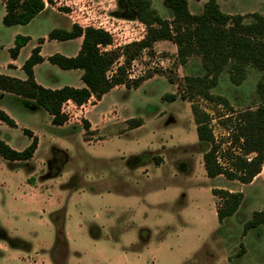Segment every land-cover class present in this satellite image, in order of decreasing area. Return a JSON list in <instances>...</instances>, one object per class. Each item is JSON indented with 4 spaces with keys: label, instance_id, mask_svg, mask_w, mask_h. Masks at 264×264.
Instances as JSON below:
<instances>
[{
    "label": "rangeland",
    "instance_id": "1",
    "mask_svg": "<svg viewBox=\"0 0 264 264\" xmlns=\"http://www.w3.org/2000/svg\"><path fill=\"white\" fill-rule=\"evenodd\" d=\"M148 1L161 18L171 19L161 0ZM207 1L187 0L188 9L198 14ZM216 1L225 14L264 16V0ZM46 2L82 26L101 22L113 36L109 48L145 34L127 0ZM2 14L0 6L5 43L12 28L2 24ZM176 53L173 43L156 42L152 54L143 51L129 68L131 78L149 76L138 88L111 90L95 107L94 97L82 106L64 103L67 121L61 127L49 122L48 129L46 112L0 98V110L17 124L0 123V139L15 150L32 140L23 128L38 129L40 139L27 161L0 157V264H264V224L245 228L254 212L264 210V161L263 174L247 184L222 175L208 178L202 157L210 145L198 141L191 111L194 104L209 114L219 161L227 166L223 155L234 121L263 101L264 72L247 65L234 83L227 65L209 89L226 102L198 97L190 102L182 98L184 79L205 70L199 57L180 64ZM52 84L83 86L76 74H58ZM167 95L175 100H164ZM133 118L141 121L138 128H130ZM86 119L95 130L85 129ZM119 186L130 194L119 193ZM213 189L243 196L236 212L221 222L216 216L221 200Z\"/></svg>",
    "mask_w": 264,
    "mask_h": 264
},
{
    "label": "trees",
    "instance_id": "2",
    "mask_svg": "<svg viewBox=\"0 0 264 264\" xmlns=\"http://www.w3.org/2000/svg\"><path fill=\"white\" fill-rule=\"evenodd\" d=\"M161 1L170 12V20L161 18L150 7L148 0H127L128 11L145 26V34L142 39L123 46L109 48L113 44L111 32L89 22L86 26L76 22L69 31L54 29L48 33V39L59 41L82 36L80 50L76 56L65 57L56 53L51 55L48 61L64 70H81L80 79L84 87L63 86L52 90L38 85L32 69L42 58L39 55V47H35L22 65L27 78L21 81L0 75V89L34 100L52 117V125L62 126L67 121V115L62 111L65 102L71 101L77 106H82L91 97L100 100L105 93L119 85L127 89L138 88L149 76L131 78V63L140 57L143 51L152 54L153 45L159 41H169L176 46V57L180 64H184L190 57L200 58L205 74L184 79L186 97L183 95L182 98L190 102L198 97L225 103L224 98L212 95L209 89L216 85L218 75L227 65L230 67V77L234 83L241 81L247 65L264 72V16L257 13L248 16L225 14L216 0L204 3L202 11L198 14L189 11L187 0ZM4 6L3 25H25L42 12L45 1L4 0ZM247 17L249 20L245 21ZM27 41L28 37L17 35L14 47L10 49L11 57H16ZM39 42H42V39ZM120 59L122 62L113 69ZM163 99L174 101L175 96L167 95ZM191 111L198 141L210 145L202 157L206 176L215 178L222 175L242 184L250 183L261 172L264 161V99L254 109L241 112L234 121V128L230 132V146L223 155L227 166L219 161L217 152L220 144L215 141L209 127V114L194 104ZM0 121L10 127L15 126L14 121L2 110ZM128 124L130 128H136L141 125V121L133 118L128 120ZM84 126L89 130L90 125L86 120ZM24 133L32 140L21 151L12 149L0 139V157L11 162L29 160L37 148V138L28 130H24ZM232 148H235L234 151ZM212 194L221 200L216 208L219 222L236 212L243 197L240 192L232 193L222 189H213ZM261 224H264V210L254 212L245 228L251 229Z\"/></svg>",
    "mask_w": 264,
    "mask_h": 264
},
{
    "label": "crops",
    "instance_id": "3",
    "mask_svg": "<svg viewBox=\"0 0 264 264\" xmlns=\"http://www.w3.org/2000/svg\"><path fill=\"white\" fill-rule=\"evenodd\" d=\"M44 1H45V7L42 10V12H40L38 15H36L28 24L13 25V26H5L4 25L7 28H12V31H11L12 33H11V37L9 38V40L7 42L0 43V51H1V54H0V75L24 81L27 78V76H26V73L24 72V70L22 69V65L29 58L31 51L35 47H39V49H40L39 55L41 56L42 61L40 63L35 64L33 66V69H32L34 80L38 85L42 86L43 88H48V89H52V90L59 89L63 86L82 88V87H84V84H83V86H73L71 84H63L60 86H56V84L55 85L52 84L53 79L55 81L57 80L58 74H63V75L64 74H69V75L70 74H76V76H78L80 79L81 74H82L81 70H79V69H71V70L61 69L56 65H52L48 61V58L51 55L56 54V53L60 54L62 56H65V57L76 56L80 50V46H81V42H82V36H79V37H76V38L70 39V40H64V41H59L56 39H48L47 35L50 31H52L54 29H63V30L69 31L71 29L72 24L76 23V21L72 18L70 13H67V11L66 12H59L61 14H57L54 12V8L48 9L47 2H46V0H44ZM0 6H1V10H3V14H2V17H3V15L5 14L4 1H2V2L0 1ZM1 21H2V18H1ZM50 25H52V26H50ZM17 35L28 37V41L23 47L20 48L16 57H11L10 49H12L14 47V39ZM40 39H42V42H39ZM55 68H58V69H55ZM123 87H124L123 85H119V86L112 88L111 90L119 89V88H123ZM110 91H108V92H110ZM107 93H105V94H107ZM104 95L101 97L100 100H95V103L93 104L92 107H95L97 104H99L102 101ZM5 97L15 99L16 101L20 102L30 112H36V111L46 112L42 107H40L38 104H36V102L34 100L23 98L21 96H18L16 94L11 93V92H6V91H3L0 89V98L3 99ZM91 98H93V97H91ZM67 102L71 103V101H67ZM67 102H65V103H67ZM51 119H52V117L48 114V120L49 121L46 122V123H48V126H46L48 129L53 128L52 126L49 125L50 124L49 122H51ZM86 121L90 124V127H89L90 130H92V131L95 130V127H93L94 126L93 123L87 119H86ZM0 123L5 124L4 122H1V121H0ZM14 123H15L14 127H16L17 124L15 121H14ZM5 125H7V124H5ZM8 127H10V126H8ZM57 127H61V126H57ZM10 128H13V127H10ZM136 128H138V127H136ZM23 130H28L29 132H31L32 136L36 137L40 143V139H39V135H38V132H39L38 129L32 130V129L23 128ZM17 151H21V150H17ZM135 169H137L135 166L134 167L131 166V168L129 167V170H135ZM262 172H263V169L258 176H261V174H263ZM256 178L257 177H255L254 179H256ZM120 182H121V180H120ZM122 184H124V182H121V185ZM114 187H117V186H114ZM118 188L121 189L120 186ZM125 191L121 189L118 192L121 194H130L129 192H125ZM141 229L146 230L145 228H141Z\"/></svg>",
    "mask_w": 264,
    "mask_h": 264
},
{
    "label": "built area",
    "instance_id": "4",
    "mask_svg": "<svg viewBox=\"0 0 264 264\" xmlns=\"http://www.w3.org/2000/svg\"><path fill=\"white\" fill-rule=\"evenodd\" d=\"M99 27H101V28H103V29H105L104 27H103V25H102V23L100 22L99 23V25H98ZM105 30H107V31H109L108 29H105Z\"/></svg>",
    "mask_w": 264,
    "mask_h": 264
}]
</instances>
